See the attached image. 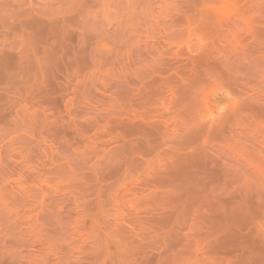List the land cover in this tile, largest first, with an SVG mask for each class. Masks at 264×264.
I'll list each match as a JSON object with an SVG mask.
<instances>
[{"label":"rangeland","instance_id":"rangeland-1","mask_svg":"<svg viewBox=\"0 0 264 264\" xmlns=\"http://www.w3.org/2000/svg\"><path fill=\"white\" fill-rule=\"evenodd\" d=\"M0 264H264V0H0Z\"/></svg>","mask_w":264,"mask_h":264}]
</instances>
